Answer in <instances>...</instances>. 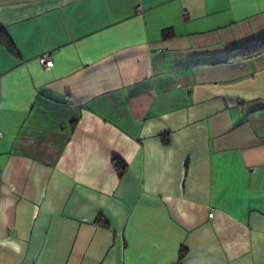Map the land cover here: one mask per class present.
Wrapping results in <instances>:
<instances>
[{
  "label": "crops",
  "instance_id": "1",
  "mask_svg": "<svg viewBox=\"0 0 264 264\" xmlns=\"http://www.w3.org/2000/svg\"><path fill=\"white\" fill-rule=\"evenodd\" d=\"M263 39L264 0H0V264H264Z\"/></svg>",
  "mask_w": 264,
  "mask_h": 264
},
{
  "label": "trees",
  "instance_id": "2",
  "mask_svg": "<svg viewBox=\"0 0 264 264\" xmlns=\"http://www.w3.org/2000/svg\"><path fill=\"white\" fill-rule=\"evenodd\" d=\"M168 36V34H165ZM264 52V39L258 43L252 44L241 49L238 53L233 56V59H248ZM116 167L118 168L119 175L123 176L127 170V165L122 160H115ZM185 251H182L180 258L184 257Z\"/></svg>",
  "mask_w": 264,
  "mask_h": 264
},
{
  "label": "built area",
  "instance_id": "3",
  "mask_svg": "<svg viewBox=\"0 0 264 264\" xmlns=\"http://www.w3.org/2000/svg\"><path fill=\"white\" fill-rule=\"evenodd\" d=\"M42 65L46 70L51 69L52 64H53V60L51 57V54H45L42 59H41ZM3 135L2 133H0V140L2 139ZM210 216H213V214H210Z\"/></svg>",
  "mask_w": 264,
  "mask_h": 264
}]
</instances>
